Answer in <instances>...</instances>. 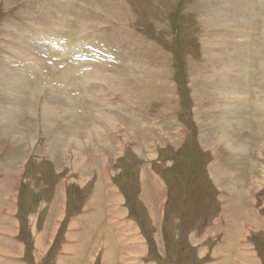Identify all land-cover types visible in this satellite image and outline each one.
Instances as JSON below:
<instances>
[{
    "label": "rangeland",
    "instance_id": "374dc122",
    "mask_svg": "<svg viewBox=\"0 0 264 264\" xmlns=\"http://www.w3.org/2000/svg\"><path fill=\"white\" fill-rule=\"evenodd\" d=\"M0 75V105L20 109L0 116L1 194L11 186L13 241L29 248L23 260L12 249L14 264L54 263L97 182L99 209L109 190L124 198L143 264H264V0H0ZM69 97L72 123L58 108ZM96 115L118 123L107 140L124 156L85 143ZM77 128L85 145L74 151Z\"/></svg>",
    "mask_w": 264,
    "mask_h": 264
},
{
    "label": "crops",
    "instance_id": "0c3cea01",
    "mask_svg": "<svg viewBox=\"0 0 264 264\" xmlns=\"http://www.w3.org/2000/svg\"><path fill=\"white\" fill-rule=\"evenodd\" d=\"M12 185H17V183H14ZM10 187H8L5 191H3L4 192L3 194H1V191H0V194L2 196V200L0 201V246H1L0 247V264H14V262L10 260L13 258L12 257L13 248H15L16 250L24 249V250H21L20 258L18 255H14L16 257L15 259H22V260L25 259V252H26V246L23 244V242L19 243V242L13 241L16 236L20 235L19 233L20 229L18 227L20 222L18 221V219H16V217L18 218V215H17L18 209L17 211L8 210L10 208V206L8 205V202L11 199V197L14 196L10 192ZM0 190H2L1 187H0ZM108 196L109 194H107L108 200H105V203H106L105 205L107 207L106 208L107 210L103 211L104 209L103 207H105V205L102 206V219H101V215L92 216V217L87 216V215L93 214L91 208L87 206L86 208L88 209V211L85 212L86 214L84 216H77L78 218L75 217L74 219L70 221V224H69L70 231L67 232L68 234L65 236V241L62 245V250L58 251V253L56 254L57 259L52 264H79V262L80 264H94L95 256H99V255H102L100 259L102 262L99 261V264H126V263L127 264H143L142 262L139 261V258L141 257V255L140 254L138 255L137 251L143 250L142 255L145 256L148 253L147 246L146 244L144 245L143 237H141V235L139 234L140 231L137 230L135 226L131 227L130 224H127L125 222V219H126L125 217H128V215L125 216V214L123 213L124 211L122 209V206H124L122 199L124 198L122 197L121 199L119 196L115 195L116 197H118V199L114 200L113 198H109ZM6 200H7V203H6ZM93 212L98 215L99 213H101L100 209L98 208H96ZM119 214L121 216H119ZM57 217L58 219L61 218V216H56V219ZM90 220H91V223H90ZM12 222H14L15 224ZM94 225H97L96 227L97 229L94 228ZM123 227L125 228L127 227L126 229L130 231L128 232L130 235L125 233L126 236H123L124 238H122L121 235L123 234L119 231V229ZM55 228H56L55 223L50 226L49 230L51 231V234L55 230ZM107 231L109 234V238L111 240V247L114 250V252L112 251L113 252V258H112L113 262H110V263L108 262L107 259H105V253L107 250V248H105L106 243H107V240H106ZM55 234L56 232H54L53 237ZM55 238H56V235L54 239ZM50 244L47 247V249L45 248V251L42 256L43 259H44V255L45 254L47 255L48 253L47 251H49V249L52 247ZM82 244H86L87 249H88V250L86 249L87 251L84 254H83V249L81 250L76 249L78 245H82ZM39 251L40 250H38V252ZM38 258H40V256H36L34 258L35 260L33 261L34 263L32 264H42L44 260L39 259L40 263H37Z\"/></svg>",
    "mask_w": 264,
    "mask_h": 264
},
{
    "label": "bare ground",
    "instance_id": "6f19581e",
    "mask_svg": "<svg viewBox=\"0 0 264 264\" xmlns=\"http://www.w3.org/2000/svg\"><path fill=\"white\" fill-rule=\"evenodd\" d=\"M130 12V11H129ZM193 44V43H192ZM52 45V44H51ZM196 45V44H195ZM44 47V46H43ZM43 47L41 46L40 47V45L38 46V48L42 51L43 50ZM45 49H47V50H51V46H49L48 44H47V47L45 48ZM28 55V54H27ZM29 55H32V54H29ZM33 56V55H32ZM46 56V55H45ZM30 57V56H29ZM28 57V58H29ZM27 58V57H26ZM213 59V58H212ZM35 59H33L32 58V61H34ZM130 64V63H129ZM151 68V67H150ZM141 69H142V67H141ZM210 69V68H209ZM149 72V71H148ZM197 72V71H196ZM154 73H157V72H154ZM163 73V72H162ZM167 73V72H166ZM165 73V74H166ZM95 74V73H94ZM150 73H147V75H149ZM152 74V73H151ZM150 74V75H151ZM2 75V74H1ZM1 75H0V77H1ZM3 76V75H2ZM63 76V75H62ZM128 76V75H127ZM130 77V76H129ZM132 77V76H131ZM163 77V76H162ZM12 78V77H11ZM47 78V77H46ZM127 78V77H126ZM64 79H65V77H64ZM154 79V78H153ZM94 80V79H93ZM100 80V79H99ZM127 80V79H126ZM4 81V80H3ZM2 81V82H3ZM46 81V80H45ZM103 81V80H102ZM124 81V80H123ZM96 82V81H95ZM99 82V81H98ZM155 82V81H154ZM46 83V85L48 86V85H50L49 83H47V82H45ZM54 83V82H53ZM97 83V82H96ZM100 83V82H99ZM124 83V82H123ZM129 83V82H128ZM128 83H126V84H128ZM160 83V82H159ZM44 84V83H43ZM83 84V83H82ZM88 84V83H87ZM101 84V83H100ZM6 85V84H5ZM56 85V84H55ZM55 85H52L51 84V87H50V90H52V89H55L58 93H63V89L64 88H58L57 87V85L55 86ZM84 85V84H83ZM113 85V84H112ZM112 85H109V86H112ZM168 85V84H167ZM8 87L9 86H11V88L12 87H14V89H10V90H13V92H11V93H6V94H9V96L10 97H15V95H14V93H18L17 91H16V89H17V87H16V84H13V83H11V82H9V84L7 85ZM114 86V85H113ZM7 87V88H8ZM55 87V88H54ZM66 87H69L68 85H66L65 86V88ZM116 87V86H115ZM155 87H157L156 85H155ZM165 87V86H164ZM196 87H197V85H196ZM111 88V87H110ZM133 88V87H132ZM154 88V87H153ZM113 89V88H112ZM152 89V88H151ZM155 89H157V88H155ZM66 91L68 90V89H65ZM160 91H163L162 89L160 90ZM71 92V91H70ZM127 92H130V91H127ZM136 92V91H135ZM33 93V92H32ZM45 93V92H44ZM53 93V92H52ZM11 94V95H10ZM49 95H51L49 92L46 94V95H44L43 94V97H45L46 99H50L51 100V102H54L55 101V98H53V96L51 95V96H49ZM220 95H222V94H220ZM165 96V95H164ZM61 97H64V96H61ZM198 97V96H197ZM196 97V98H197ZM227 98V97H226ZM29 99V98H28ZM67 100H66V105L65 106H60V104L58 103L59 101H56V103H58V108L59 109H62V110H64L65 112H67L68 113V115H70V116H67V117H69V119H68V121H66L65 119V121L67 122V123H72V122H74L75 121V115H76V113H75V108L72 106L73 105V103H75V102H77V99L76 98H73V97H69V98H66ZM260 99H262V98H260ZM200 100V99H199ZM259 100V99H258ZM17 101L18 100H16L14 103L13 102H9V103H5L4 102V104H1L0 105V109H3L4 111H0V113H1V118H4V117H7V114L9 113V112H12V111H14V112H16V113H19V108L16 106V104L17 105H19V103H17ZM196 101V100H195ZM34 102V101H33ZM33 102H32V105L30 104V107H29V114L30 115H35V113H36V109H35V106H33ZM262 103H264V102H262ZM257 104V103H256ZM234 105V104H233ZM262 105V104H261ZM200 106V105H199ZM10 108V109H9ZM260 109V108H259ZM160 110V109H159ZM46 111V108L45 107H43V110H42V112H45ZM65 112H64V114H65ZM202 111H200V113H201ZM257 112H258V110H257ZM264 112V111H263ZM205 113V112H204ZM160 114V113H159ZM173 114V113H172ZM203 114V113H202ZM229 114V113H228ZM233 115V114H232ZM97 117H95V119H96V123L95 122H92V120H91V122H92V124L90 123V126L92 125V127H90V129H88L86 132L87 133H85L83 136H84V141H85V143L86 144H90V143H93L92 141L95 139V140H97V145L99 146V147H105V148H107L108 149V151H113V153H114V155H116V156H118V158L119 157H121L122 155L124 156V149L121 147V143H120V141L118 140V138L116 137L115 138V143H113L112 142V144H110V142L107 140V138H108V135L109 134H112L113 132H115L116 133V131L119 129L118 128V126H117V122L116 121H113V120H109V119H105V120H103L102 119V117H98V116H100V115H96ZM108 116V115H107ZM228 116V115H227ZM231 116V115H230ZM8 117H13V118H17L18 116L17 115H15V114H12V115H10V116H8ZM79 118V117H78ZM200 119V118H199ZM218 120V119H217ZM222 120V119H221ZM226 120V119H225ZM232 120V119H231ZM236 120V119H235ZM64 121V122H65ZM48 122H49V118L48 117H46V114H44V116H43V122H42V124L44 125L43 127H46V125L48 124ZM184 122V121H183ZM233 122V121H232ZM231 122V123H232ZM244 122V120L243 121H241V123H243ZM95 123V124H94ZM160 123V122H159ZM174 123V122H173ZM238 123L239 122H237L236 123V126H238ZM132 124H134V122L132 123ZM199 124V123H198ZM201 124V123H200ZM228 124V123H227ZM230 124V123H229ZM244 124H246V123H244ZM248 124V123H247ZM148 125V124H147ZM130 126V125H129ZM136 126V125H135ZM138 126V125H137ZM142 127V126H141ZM137 128V127H136ZM177 128H178V126H177ZM221 128H223V125L221 124V126H220V129ZM133 129V128H132ZM138 129V128H137ZM136 129V130H137ZM174 129V128H173ZM180 129V128H179ZM215 129V128H214ZM46 130V129H45ZM120 130V129H119ZM158 130V129H157ZM185 130V129H184ZM188 130V129H187ZM26 131V130H25ZM155 131V130H154ZM81 131H79V129L77 128V130H76V132L73 134V135H71V136H69V140H73V142H74V148H73V150L74 151H79L80 149H81V147H83L85 144H81V142L79 141V138H80V136L82 135V133H80ZM137 132V131H136ZM174 132V131H173ZM176 132H179V131H176ZM184 133V132H183ZM240 134H241V132H239ZM127 134H129L128 133V131L126 130V132H125V134H123L124 136H125V138H128L127 137ZM135 134V133H134ZM153 134V133H152ZM221 134H222V136L224 135V136H226L227 138H229L226 134H223L222 132H221ZM24 135V134H23ZM78 136V138L76 139V137ZM117 136V135H116ZM170 136V135H169ZM182 136V135H181ZM232 136H234L233 134L231 135V137ZM236 136V135H235ZM26 137H27V135H26ZM171 137V136H170ZM178 137H179V135H178ZM94 138V139H93ZM125 138H123V139H125ZM163 138V137H162ZM26 139V138H25ZM109 139V138H108ZM157 139V138H156ZM172 139V138H171ZM186 139V138H185ZM166 140V139H165ZM181 140V138L179 137V138H176V141H180ZM156 141V140H155ZM32 142V141H31ZM173 142V141H172ZM202 142V141H201ZM180 143H181V141H180ZM252 144V143H251ZM31 145V144H30ZM23 147H24V144H23ZM147 147V146H146ZM149 147V146H148ZM157 147V146H156ZM155 147V148H156ZM25 149H27L26 147H24ZM209 148V147H208ZM182 149V148H181ZM157 150H158V148H157ZM46 152V151H45ZM210 152V151H209ZM29 153V152H28ZM47 153H48V149H47ZM107 152H104V153H102V158H103V162H102V164H101V166H105V164H104V162L106 161V159H105V157L107 156V154H106ZM109 153V152H108ZM176 156V155H175ZM84 157L83 158H81L80 159V164H76V163H73V165H71V166H73V167H80L84 162ZM153 159V158H152ZM65 162V161H64ZM70 162V161H69ZM25 164V163H24ZM68 164V163H67ZM71 164V163H70ZM83 167H84V165H82ZM167 169V168H166ZM241 174V173H240ZM232 175H234V173H232ZM231 175V176H232ZM235 177V176H234ZM151 180H153V179H151ZM258 180V179H257ZM5 181V180H4ZM146 181V180H145ZM155 181L156 180H153V183H155ZM262 181H264V180H262ZM3 182V181H2ZM6 183V182H5ZM239 183V182H238ZM1 184V183H0ZM104 184V183H103ZM155 185H156V183H155ZM236 185H238L237 184V182L235 183L234 182V186H233V192H234V194H237V189H235V186ZM251 185H260V180L259 181H256V179H255V181L254 182H252L251 183ZM239 186V185H238ZM104 189V188H103ZM96 190H97V192L95 193L96 194V197L93 195L92 197H91V200H90V202H91V205H89L90 206V208H91V210H94V209H96V208H100V203H98V202H100V201H98V200H100L99 199V197H101V194H100V191H102V189H101V186L100 185H98V182H97V188H96ZM0 191H2V190H0ZM110 192H109V196H110V198H113L114 200H116V199H118V197H116L115 196V194H114V192H112L111 190H109ZM4 193V192H3ZM2 193V194H3ZM106 192H105V190H103V200H104V194H105ZM162 193H163V188H160L158 185H156V190H155V194H156V196L158 197V198H160V197H162ZM94 197V198H93ZM5 198V197H4ZM8 199V198H7ZM12 199V198H11ZM2 200V199H1ZM102 200V201H103ZM113 201V200H112ZM2 204V203H1ZM115 204V203H114ZM2 206V205H1ZM120 207V206H119ZM100 211H101V213H99V215L98 214H96V213H93V214H90V215H87V216H100L101 215V219H102V208L100 209ZM117 211V210H116ZM86 219V218H85ZM90 219V218H89ZM92 219V218H91ZM93 220V219H92ZM113 220V219H112ZM94 221V220H93ZM89 223V222H88ZM90 223H91V220H90ZM89 223V224H90ZM95 223V222H94ZM93 223V224H94ZM102 223V222H101ZM122 224V223H121ZM112 226V225H111ZM26 227V226H25ZM99 228V227H98ZM73 229V228H72ZM78 229V228H77ZM97 229V228H96ZM75 231V230H74ZM90 231V230H89ZM101 231V230H100ZM109 231V230H108ZM107 231V232H108ZM4 232V231H3ZM78 232V231H77ZM125 233V232H124ZM10 234V233H9ZM85 234V233H84ZM99 234V233H98ZM130 235V234H129ZM37 237V236H36ZM99 237H101V236H99ZM132 237V236H131ZM107 239V243H106V247H107V250H106V253H105V259H107L108 260V262L110 263V262H113L112 261V256H113V252H114V250H113V248L111 247V240H110V238H109V234L107 233V237H106ZM128 239V238H127ZM85 240V239H84ZM137 240V239H136ZM41 239L40 240H38V243H40L41 244ZM99 241V240H98ZM138 241V240H137ZM132 242V241H131ZM43 243V242H42ZM84 243V242H83ZM139 243V242H138ZM16 244V243H15ZM82 247H84L83 246V244L82 245H79L78 247H76L77 248V250H81V249H83ZM105 247V248H106ZM110 247V248H109ZM40 248H42L41 247V245H40ZM226 248V247H225ZM40 251H41V249H39ZM113 251V252H112ZM71 252V251H70ZM2 253H4V252H2ZM86 253V252H85ZM129 254V253H128ZM83 257V256H82ZM127 258V257H126ZM106 260V261H107ZM77 261V260H76ZM123 261V260H122ZM7 262V261H6ZM75 262V261H74ZM76 263V262H75ZM127 264V263H126Z\"/></svg>",
    "mask_w": 264,
    "mask_h": 264
},
{
    "label": "trees",
    "instance_id": "16d2710c",
    "mask_svg": "<svg viewBox=\"0 0 264 264\" xmlns=\"http://www.w3.org/2000/svg\"><path fill=\"white\" fill-rule=\"evenodd\" d=\"M175 31H176V32H175ZM172 33L176 35V34H177V29L172 28ZM130 213H131V212H130ZM131 214H132V213H131ZM129 215H130V214H129ZM253 237H254V236H253ZM254 246L257 248L256 245H254ZM53 248H54V247L52 246L51 249L53 250ZM28 250H29V248H26V251H28ZM25 253H27V252H25ZM27 254H28V253H27ZM29 254H30V252H29ZM46 258H47V257H46ZM25 259H26V258H25ZM29 259H30V258H29ZM51 260H52V259H51ZM52 263H53V262H52ZM52 263L50 262V264H52Z\"/></svg>",
    "mask_w": 264,
    "mask_h": 264
}]
</instances>
